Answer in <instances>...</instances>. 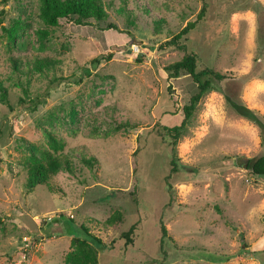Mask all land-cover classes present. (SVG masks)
<instances>
[{"label":"rangeland","instance_id":"obj_1","mask_svg":"<svg viewBox=\"0 0 264 264\" xmlns=\"http://www.w3.org/2000/svg\"><path fill=\"white\" fill-rule=\"evenodd\" d=\"M104 2L103 21L47 26L39 0H0V81L9 99L0 97V264H63L83 226L105 243H96L98 264H264V175L245 167L264 153V0ZM202 8L180 39L185 48H158ZM19 17L26 28L10 45L2 26ZM186 51L225 78L203 94L172 149L162 125L183 119L197 86L165 68ZM23 53L56 58L65 77L33 111L10 75L11 57ZM47 84L32 75L30 95ZM47 129L64 139L72 170L57 172L55 190L30 189L21 159L46 143ZM117 211L121 218L108 223ZM134 223L125 244L121 234Z\"/></svg>","mask_w":264,"mask_h":264},{"label":"trees","instance_id":"obj_2","mask_svg":"<svg viewBox=\"0 0 264 264\" xmlns=\"http://www.w3.org/2000/svg\"><path fill=\"white\" fill-rule=\"evenodd\" d=\"M204 8H202L195 20H188L182 29L173 34L171 37L162 41L158 48L165 49L168 47H184L180 43V39L183 35L189 32L195 25V23L203 16ZM39 14L43 23L47 26H55L62 18L73 19L78 24H90L92 22H100L108 17L107 10L105 8L104 0H39ZM110 26H112L109 23ZM22 28V29H21ZM22 20L19 17L14 20L9 26H2L3 32L7 35V41L10 45L13 44L16 36H18L23 29ZM40 38L48 36L47 29H40L38 32ZM41 44V43H40ZM44 46V45H43ZM43 46L35 47L36 49H42ZM38 52V51H36ZM112 54H102L90 59L91 64L95 65L100 62L101 59H108ZM57 59L50 55H41L39 53H23L22 55L11 57V74L14 80L13 84L22 87V89L28 94L25 99L19 98V101L28 109L36 110L38 105L44 102L45 97L51 87L58 84L59 80L65 77L58 76L57 72ZM169 77H178L181 72L188 73L193 81L196 83L197 91L190 96L187 103L182 107L183 119L174 125H162L165 131V135L169 138V144L174 149L182 131L185 129L188 119L193 114L196 104L199 102L203 94L209 90L212 83L216 80L225 78V74L221 71L214 69L213 67L198 68L197 55L192 51H186L183 56L175 61H172L166 65ZM41 75L48 79V84L45 85L42 91L34 93L32 96L29 93L28 86L32 80V75ZM0 97L6 102L8 99V87L2 81H0ZM264 118V116H263ZM126 128L137 126L131 125L128 122L123 124ZM46 143L43 145H34L31 149V153L25 157H22L21 162L24 164L27 172L26 186L30 189L36 185L46 184L49 190H55V185L52 182L53 177L57 172L61 170H72V162L69 155L64 152L65 141L56 132L47 129L45 132ZM139 150L136 148L135 152ZM94 159V158H93ZM88 160V159H86ZM90 161V160H89ZM171 167V172H174L176 167L174 161ZM245 167L248 169L250 175H264V153L255 158H246ZM122 216L121 211H117L111 217L106 220L108 223H112L114 220L120 219ZM3 220L0 218V226ZM136 223L122 232V237L126 239L125 244L133 242L132 234L136 228ZM85 235L72 234L70 240V248L65 253L63 264H98L99 263V245L103 243L99 238L91 234L84 226ZM161 236L159 240V247L163 253L164 238L168 237V229L166 228L163 220L160 219Z\"/></svg>","mask_w":264,"mask_h":264}]
</instances>
